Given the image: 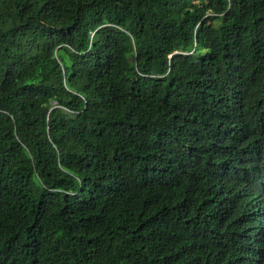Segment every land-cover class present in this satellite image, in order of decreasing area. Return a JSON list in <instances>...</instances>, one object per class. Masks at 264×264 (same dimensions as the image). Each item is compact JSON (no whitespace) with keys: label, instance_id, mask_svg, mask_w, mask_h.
I'll list each match as a JSON object with an SVG mask.
<instances>
[{"label":"trees","instance_id":"16d2710c","mask_svg":"<svg viewBox=\"0 0 264 264\" xmlns=\"http://www.w3.org/2000/svg\"><path fill=\"white\" fill-rule=\"evenodd\" d=\"M0 264H264V0H0Z\"/></svg>","mask_w":264,"mask_h":264}]
</instances>
